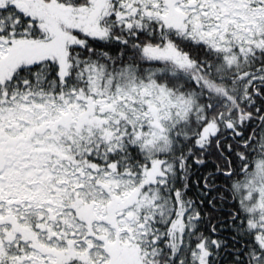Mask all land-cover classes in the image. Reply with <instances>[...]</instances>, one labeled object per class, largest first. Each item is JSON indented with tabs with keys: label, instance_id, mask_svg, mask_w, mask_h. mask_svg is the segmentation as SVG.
<instances>
[{
	"label": "snow or ice",
	"instance_id": "6c2138e0",
	"mask_svg": "<svg viewBox=\"0 0 264 264\" xmlns=\"http://www.w3.org/2000/svg\"><path fill=\"white\" fill-rule=\"evenodd\" d=\"M0 264H264V0H0Z\"/></svg>",
	"mask_w": 264,
	"mask_h": 264
}]
</instances>
